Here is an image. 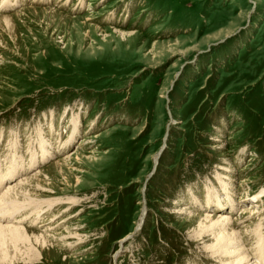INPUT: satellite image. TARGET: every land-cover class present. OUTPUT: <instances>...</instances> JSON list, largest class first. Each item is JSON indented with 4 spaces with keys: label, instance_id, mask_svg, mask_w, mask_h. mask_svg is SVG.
Masks as SVG:
<instances>
[{
    "label": "rangeland",
    "instance_id": "374dc122",
    "mask_svg": "<svg viewBox=\"0 0 264 264\" xmlns=\"http://www.w3.org/2000/svg\"><path fill=\"white\" fill-rule=\"evenodd\" d=\"M4 1L17 8L0 6V164L28 161L38 130L66 141L78 114L72 145L22 175L33 198L78 201L43 223L84 242L41 248L46 228L24 224L28 243L7 241L0 264H214L191 238L222 180L229 219L255 213L238 232L264 222V0Z\"/></svg>",
    "mask_w": 264,
    "mask_h": 264
},
{
    "label": "bare ground",
    "instance_id": "6f19581e",
    "mask_svg": "<svg viewBox=\"0 0 264 264\" xmlns=\"http://www.w3.org/2000/svg\"><path fill=\"white\" fill-rule=\"evenodd\" d=\"M6 2L4 1V3L0 4V6L5 9L3 10V12L10 11L14 7L17 8L16 5L10 6L9 2L8 3ZM130 35L132 34H129V36ZM78 116L79 115L77 114L76 118L72 117L70 119L69 122L70 125L68 129L69 131H67L66 133L68 134L66 141H63V138L61 139L60 136H56L57 138H55V142L52 141L50 142V139L45 138L42 135V133L38 130L36 132L35 137H31L28 139L29 142H32V143H28L30 147V148L28 147L29 149L27 150V153H29L28 161L26 160V161L18 162L17 159L18 157L14 153L13 156H11V154L9 155V157H11L9 166L5 164L4 165L0 164V169L5 170L0 175V250L1 252H3L4 246L7 244V241L9 240H10L9 243H13V244L14 242H20L21 244L22 242L26 244L28 243L29 237L26 236L27 233L23 228L24 224H28L27 226L30 227L37 226V228H43V227L46 228L45 232H43L42 234L33 236V241L35 242V244H39L41 248H45L46 246H48L49 243L54 242L53 240L64 242V240L67 241L68 239H75L78 243L84 242L79 239L80 236L78 234H68L63 238L61 237L55 239V237H53L54 236L53 234H49V235L47 234L48 231H50V228L53 229V227H50L48 224L51 221L50 218L46 220L45 223H43V219L46 216L48 215H50V217L55 216L53 213L59 206H62L63 204L66 203L74 205L78 201L66 199L67 201L66 203H60L59 201L65 202V200H50V201L47 200L45 202L44 200L33 198L31 197L32 193L30 191L27 192L26 190L27 187H30L28 186L30 177H26V176L23 177V175H26L28 174V172H30V171L26 172L27 170H32L34 167H36L37 169L39 166L54 160L56 158V154L58 152H62V148L70 147L72 145V142L78 136V129L80 131V125L78 128V118H79ZM50 128H54L53 123L51 124ZM97 138L98 137H95L94 139ZM84 142L85 140L81 142V145ZM13 145L17 147V144L11 141L9 143V146H13ZM13 151H18V150H15L14 147ZM77 152H78L77 149H74V151L72 152L73 153L72 156H75ZM20 159L22 158H19V160ZM70 159L71 157H66L61 161H57L54 163L58 165H62L67 163V161H70ZM158 159L159 156L156 155L154 158V163L157 164ZM56 160L57 158L55 159V161ZM0 163H2V161H0ZM75 171L73 169V172ZM22 172L24 173L26 172V173L22 175ZM37 173L40 174L41 171H37ZM18 175H20V177ZM15 177L16 179L19 177V179L21 180L18 179L19 182L17 184L10 183V181H13ZM3 181L7 182V184L5 183L6 184L5 187L3 185L4 184ZM1 185H3L5 189L2 187L3 190H1L2 189ZM230 186L229 183L226 184L224 180H222V182H218L219 190L216 189V187H214L213 185H210L208 187L207 189L208 200L207 202H205L206 217H204V219L199 223L198 230H195L194 232L195 238H191L192 239L191 243L195 244L202 242L200 244H203L206 254L210 256V257L208 256L209 262H213L214 264L215 263L264 264V222L258 224L257 228L253 230L254 231L253 234L246 230L243 231L244 229L238 232L237 226L243 223L241 221L245 219V221L249 220L248 222L251 223L255 213L250 214L249 216H247V218H243L246 215H248L247 213H241L240 217L235 221H231L229 219V215L235 211L234 210L235 206L237 208V204L236 202H234L235 199H233L232 197ZM34 188L35 190L38 191L44 190L42 186H40L39 184H37ZM144 194L145 191L143 193V196ZM262 194L263 191L257 193L254 196L255 204L259 205L260 203H262L263 196L260 197V195ZM193 200H195V203L193 202L194 204L200 202L198 199H193ZM213 210H226L224 212L229 211V213L228 214L221 213V215L219 214L217 218L212 219L210 217L213 216L212 215ZM185 211H186L185 209L182 210L181 208V210L178 211L179 213L178 212L177 213L183 214ZM144 213L145 210H143L142 215L139 218L136 227L137 229L141 227L142 219L144 218ZM244 228L246 229V226ZM8 237L9 239H7ZM130 237L131 236H127L125 239L121 240L120 244L129 240ZM246 240L247 242H249V244L246 243ZM61 246H62L61 248L70 247L72 246V243L67 242L66 244H63ZM33 258L35 259L39 258V254L36 252V254L33 255Z\"/></svg>",
    "mask_w": 264,
    "mask_h": 264
},
{
    "label": "water",
    "instance_id": "95a60500",
    "mask_svg": "<svg viewBox=\"0 0 264 264\" xmlns=\"http://www.w3.org/2000/svg\"><path fill=\"white\" fill-rule=\"evenodd\" d=\"M155 170H156V165L154 166V168H153L151 174H150V175L148 176V178L146 179V182H145L144 187H143V192H142V194H143L144 191H145V188H146V184H147V182H148L149 179L152 177V175L154 174Z\"/></svg>",
    "mask_w": 264,
    "mask_h": 264
}]
</instances>
